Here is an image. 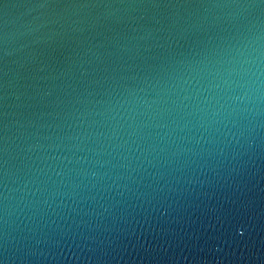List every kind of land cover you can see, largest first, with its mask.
I'll return each mask as SVG.
<instances>
[{
	"label": "water",
	"instance_id": "95a60500",
	"mask_svg": "<svg viewBox=\"0 0 264 264\" xmlns=\"http://www.w3.org/2000/svg\"><path fill=\"white\" fill-rule=\"evenodd\" d=\"M0 264H264V0H0Z\"/></svg>",
	"mask_w": 264,
	"mask_h": 264
}]
</instances>
